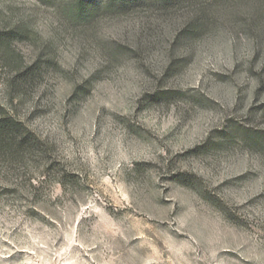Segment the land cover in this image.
<instances>
[{
	"label": "rangeland",
	"instance_id": "1",
	"mask_svg": "<svg viewBox=\"0 0 264 264\" xmlns=\"http://www.w3.org/2000/svg\"><path fill=\"white\" fill-rule=\"evenodd\" d=\"M76 1L0 0V264H264V0Z\"/></svg>",
	"mask_w": 264,
	"mask_h": 264
},
{
	"label": "trees",
	"instance_id": "2",
	"mask_svg": "<svg viewBox=\"0 0 264 264\" xmlns=\"http://www.w3.org/2000/svg\"><path fill=\"white\" fill-rule=\"evenodd\" d=\"M84 0H78L74 3L76 8L83 7ZM20 28H12L5 30L0 28V62L7 68V85L16 88L29 80V76L33 74V68H26L23 71L20 63L16 60L14 50L12 49V41L20 37ZM18 126L15 121L7 117H0V150L7 152L10 156H14L24 150L29 152L30 141L26 137H20ZM18 135V136H17Z\"/></svg>",
	"mask_w": 264,
	"mask_h": 264
}]
</instances>
